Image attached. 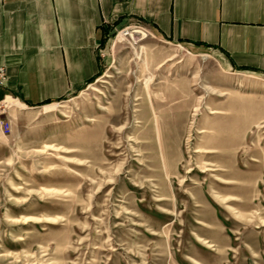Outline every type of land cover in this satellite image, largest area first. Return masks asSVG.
I'll use <instances>...</instances> for the list:
<instances>
[{"label":"rangeland","instance_id":"obj_1","mask_svg":"<svg viewBox=\"0 0 264 264\" xmlns=\"http://www.w3.org/2000/svg\"><path fill=\"white\" fill-rule=\"evenodd\" d=\"M104 26L82 89L0 103V264H264V71Z\"/></svg>","mask_w":264,"mask_h":264},{"label":"crops","instance_id":"obj_2","mask_svg":"<svg viewBox=\"0 0 264 264\" xmlns=\"http://www.w3.org/2000/svg\"><path fill=\"white\" fill-rule=\"evenodd\" d=\"M127 19L213 49L228 68L264 71V0H0V103L34 107L79 91L101 69L104 23Z\"/></svg>","mask_w":264,"mask_h":264},{"label":"built area","instance_id":"obj_3","mask_svg":"<svg viewBox=\"0 0 264 264\" xmlns=\"http://www.w3.org/2000/svg\"><path fill=\"white\" fill-rule=\"evenodd\" d=\"M7 80V70L4 65L0 66V86L5 85ZM1 127L4 128V131H10V122L0 116Z\"/></svg>","mask_w":264,"mask_h":264}]
</instances>
